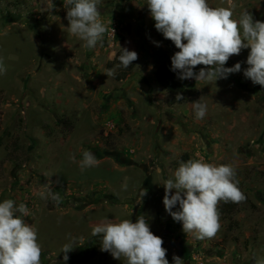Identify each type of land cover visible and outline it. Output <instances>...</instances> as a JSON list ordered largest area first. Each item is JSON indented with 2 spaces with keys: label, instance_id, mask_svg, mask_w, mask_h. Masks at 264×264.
<instances>
[{
  "label": "rangeland",
  "instance_id": "1",
  "mask_svg": "<svg viewBox=\"0 0 264 264\" xmlns=\"http://www.w3.org/2000/svg\"><path fill=\"white\" fill-rule=\"evenodd\" d=\"M234 3L233 18L247 9L264 22V0ZM53 4L48 11L46 0H0L7 69L0 75V202L27 205L24 219L38 230L41 264H123L101 250L92 229L105 218L135 222L141 214L163 239L169 264L174 255L184 264L264 258V87L243 75L250 49L228 60L225 67L240 63L241 71L226 79H179L199 95L177 101L159 85L152 53L162 47L172 57L179 49L155 29L145 0H100L101 21L108 31L117 25L122 38L111 49L107 31L91 51L68 32L63 0ZM120 47L138 53L128 73L114 61ZM198 99L208 106L202 120L192 108ZM84 150L98 165L81 171ZM197 153L208 163H231L247 197L219 212L212 239L184 233L163 204L164 181ZM48 187L60 204L37 194ZM140 189H147L141 201ZM66 243L73 245L67 262Z\"/></svg>",
  "mask_w": 264,
  "mask_h": 264
},
{
  "label": "clouds",
  "instance_id": "2",
  "mask_svg": "<svg viewBox=\"0 0 264 264\" xmlns=\"http://www.w3.org/2000/svg\"><path fill=\"white\" fill-rule=\"evenodd\" d=\"M155 29L165 39L173 42L179 51L171 57V70L180 80L216 82L229 74L241 71V64L225 67L228 60L250 49L243 71L246 79L254 85L264 87V22L254 20L245 9L238 18L234 0H227V7H212L208 0H145ZM100 0H63L68 21V32L83 41V47L93 50L108 31L98 10ZM53 0H46L48 11L53 10ZM114 34V29H112ZM117 67L127 68L138 59V53L120 47ZM203 65L197 72L196 66ZM0 58V75L6 74ZM108 76L114 70H106ZM177 93L176 100H183ZM192 108L197 120L206 117L208 106L201 99L193 101ZM197 157L200 154L197 153ZM75 160V157H72ZM98 165V159L90 150H84L79 162L81 171ZM165 210L174 221L182 223V230L198 240L212 239L220 230L218 205L241 203L247 197L239 187L235 167L229 164H213L202 157L181 161L174 178L163 183ZM126 187V186H125ZM42 199L50 197L57 205L61 203L58 193L51 188L37 193ZM147 194L140 189L138 199ZM178 205V210L173 211ZM30 215L25 203L16 205L12 199L0 202V264H41L42 246L38 242V230L25 222ZM92 236L101 238V250L109 252L114 259L123 258V264H169L163 239L155 235L144 215L136 221L123 219L114 221L105 218L92 229ZM73 250L72 243L63 245V260ZM173 264H184L174 255ZM254 264H264V258L255 259Z\"/></svg>",
  "mask_w": 264,
  "mask_h": 264
},
{
  "label": "trees",
  "instance_id": "3",
  "mask_svg": "<svg viewBox=\"0 0 264 264\" xmlns=\"http://www.w3.org/2000/svg\"><path fill=\"white\" fill-rule=\"evenodd\" d=\"M122 37L118 36V39ZM121 50H119L115 57V62L119 64L118 57ZM153 60L155 65V77L160 86H162L168 93L172 95H177V93L182 94L184 98L196 97L199 95V91L196 89H189L185 87L181 81L177 78V73L171 70V57L168 50L162 47L156 48L153 53ZM134 63V62H133ZM124 70V73H128L132 70L133 65L127 68L120 67ZM238 203H224L221 202L218 206L220 213H229Z\"/></svg>",
  "mask_w": 264,
  "mask_h": 264
},
{
  "label": "built area",
  "instance_id": "4",
  "mask_svg": "<svg viewBox=\"0 0 264 264\" xmlns=\"http://www.w3.org/2000/svg\"><path fill=\"white\" fill-rule=\"evenodd\" d=\"M112 29H114V34L112 33ZM108 35V40L111 41L110 44V48L113 49L114 47V41H116V38H118L119 35H121L120 33V29L118 28L117 25H114L112 28H110V30L107 32Z\"/></svg>",
  "mask_w": 264,
  "mask_h": 264
},
{
  "label": "flooded vegetation",
  "instance_id": "5",
  "mask_svg": "<svg viewBox=\"0 0 264 264\" xmlns=\"http://www.w3.org/2000/svg\"><path fill=\"white\" fill-rule=\"evenodd\" d=\"M136 22H138V21H136Z\"/></svg>",
  "mask_w": 264,
  "mask_h": 264
}]
</instances>
